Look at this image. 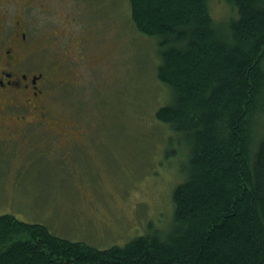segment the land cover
Here are the masks:
<instances>
[{
  "label": "rangeland",
  "instance_id": "obj_1",
  "mask_svg": "<svg viewBox=\"0 0 264 264\" xmlns=\"http://www.w3.org/2000/svg\"><path fill=\"white\" fill-rule=\"evenodd\" d=\"M42 2L27 13L25 53L47 71L46 102L68 137L35 125L0 136V214L98 249L122 246L150 224L165 229L187 150L155 117L171 98L156 76V40L136 30L128 0ZM232 11L210 1L217 21Z\"/></svg>",
  "mask_w": 264,
  "mask_h": 264
},
{
  "label": "trees",
  "instance_id": "obj_2",
  "mask_svg": "<svg viewBox=\"0 0 264 264\" xmlns=\"http://www.w3.org/2000/svg\"><path fill=\"white\" fill-rule=\"evenodd\" d=\"M136 30L156 40L155 117L187 150L172 219L98 249L37 221L0 214V264H264V0H128Z\"/></svg>",
  "mask_w": 264,
  "mask_h": 264
},
{
  "label": "flooded vegetation",
  "instance_id": "obj_3",
  "mask_svg": "<svg viewBox=\"0 0 264 264\" xmlns=\"http://www.w3.org/2000/svg\"><path fill=\"white\" fill-rule=\"evenodd\" d=\"M36 6L42 10L44 3L0 0V136L19 133L30 125L57 128V133L68 134L46 102L47 71L34 69L26 58L25 47L33 33L26 22L27 13ZM5 115L17 125L6 124L2 120Z\"/></svg>",
  "mask_w": 264,
  "mask_h": 264
}]
</instances>
